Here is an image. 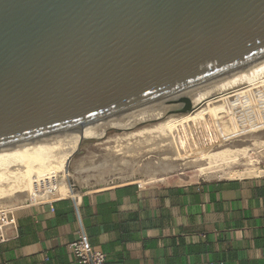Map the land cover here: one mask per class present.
Instances as JSON below:
<instances>
[{"label":"water","instance_id":"obj_1","mask_svg":"<svg viewBox=\"0 0 264 264\" xmlns=\"http://www.w3.org/2000/svg\"><path fill=\"white\" fill-rule=\"evenodd\" d=\"M261 65L264 0H0V152Z\"/></svg>","mask_w":264,"mask_h":264},{"label":"crops","instance_id":"obj_2","mask_svg":"<svg viewBox=\"0 0 264 264\" xmlns=\"http://www.w3.org/2000/svg\"><path fill=\"white\" fill-rule=\"evenodd\" d=\"M166 176L17 206L0 264H81L69 244L82 229L105 264H264V175Z\"/></svg>","mask_w":264,"mask_h":264},{"label":"bare ground","instance_id":"obj_3","mask_svg":"<svg viewBox=\"0 0 264 264\" xmlns=\"http://www.w3.org/2000/svg\"><path fill=\"white\" fill-rule=\"evenodd\" d=\"M262 95H264V65L201 90L197 93L100 124L86 131L1 151L0 196L5 197L6 195L9 196L15 192L20 193L22 191L29 190V194L32 196L26 199V201L28 202L33 200L35 195L34 191L31 190L33 187L32 185H34L33 183L37 180L39 181V179L40 181H43L45 178L49 179L60 171H66L65 168L68 160L80 148L81 141L86 137L101 139V137H104L112 128L119 130L120 128L129 127L128 129L131 130L126 132L127 134L125 135L135 138L136 141L142 143L144 141L157 138L169 140V135H171L174 131L184 132L186 134L187 131L193 129L197 132L201 131L200 129L202 127L206 128L207 125H210L213 122L220 124L233 123L237 119L238 114H241L237 113V111L244 110L246 107L256 103ZM263 106L264 105H262V107ZM225 115L228 116L220 120V118ZM252 115L253 120L256 121L253 125L259 129L262 128L263 122L259 123L258 121L262 119L264 120L263 110L254 111ZM149 121L155 122L135 129L138 125ZM184 129L186 130L183 131ZM243 149L242 150L246 152V148ZM228 151L232 152L233 150L225 149L213 152L208 155V159L212 160L215 156H218V154L219 156L222 152H226L227 154ZM172 152L178 151L174 150ZM224 153H222V156H224ZM174 155H178V157L175 156V160L184 157V154L180 153H176ZM179 155H181V157ZM134 163L135 162L130 160H125L124 165L126 168H123L124 170L109 174L95 175L96 182L93 185L88 184L90 179L88 176L77 185L75 191L73 188H70V194L72 195V191L74 192V195L81 194V192L87 193L90 191H96L101 189L100 186L102 185L117 183L121 180H144L151 177L163 179L168 172H172L176 167V165H174V160L166 157L157 164V167L155 168L156 170H149L148 174H146L144 172L135 171L133 169ZM209 167L210 162L209 164L201 163L200 171L203 173ZM127 170L131 171L130 175L129 173L124 174ZM255 171L257 170L252 168H248L243 171L222 170L215 175L219 177H236L239 175H249ZM258 171L259 173H264V169ZM1 202L4 203L2 199Z\"/></svg>","mask_w":264,"mask_h":264},{"label":"rangeland","instance_id":"obj_4","mask_svg":"<svg viewBox=\"0 0 264 264\" xmlns=\"http://www.w3.org/2000/svg\"><path fill=\"white\" fill-rule=\"evenodd\" d=\"M262 105H264V95H262L256 103L246 107L244 110L237 111V113L241 114H238L239 118L237 117L233 123L220 124L213 122L207 125L206 128L202 127L200 129L201 131L197 132L193 129L187 131L186 134L184 132L174 131L169 135V140L157 138L142 143L136 141L135 138L125 135L127 134L126 132L131 130L128 129L129 127L120 128L119 130L112 128L104 137H101V139L86 137L87 139H85L80 146V152L71 157L68 165V172L60 171L55 176L49 179L45 178L43 181L52 180L54 183L55 177H58L60 173L61 181L58 183V189H62V194L67 195V193L70 194V188H73L75 191L77 185L88 176L90 177L88 184L93 185L96 182L95 175L109 174L124 170L123 168H126L124 165L125 160L135 162L133 166L135 171L148 174L149 170H156L157 164L166 157L173 159L175 162L174 165H176L172 172L166 174L167 176L183 177L194 180H214L233 178V176H216L215 174L219 171H243L248 168L256 169L257 171L249 175H239L236 177L264 175V173H259L258 171L264 169V120L258 121L259 123L263 122L262 128L259 129L253 125L256 121L253 120L252 115L253 112L257 110H263L264 112V106L262 107ZM228 115L221 117L220 120ZM154 122L149 121L144 124L142 123L135 127V129ZM185 130L186 129L183 131ZM243 148H246V152L243 151ZM225 149L233 151H228L227 154L226 152H222L226 157L222 156L221 153L220 156L219 154L215 156L217 158L214 157L212 160L208 159L209 154ZM174 150L178 152H172ZM176 153L184 154V157L175 160V156L178 157V155H174ZM179 156L181 157V155ZM209 162L210 167L202 173L200 171L201 163L209 164ZM125 173H129L130 175L131 171L127 170L124 174ZM209 174L212 175L210 176ZM156 179L158 178L151 177L144 180H121L120 182L105 184L100 187L105 188L130 181L151 183L157 182ZM31 190L33 189L31 188ZM31 196L29 190H25L20 193H12L9 196L6 195L5 197L0 196V198L4 203L17 207L32 202L34 199L28 202L26 201V199ZM35 196L38 195L35 193Z\"/></svg>","mask_w":264,"mask_h":264},{"label":"built area","instance_id":"obj_5","mask_svg":"<svg viewBox=\"0 0 264 264\" xmlns=\"http://www.w3.org/2000/svg\"><path fill=\"white\" fill-rule=\"evenodd\" d=\"M59 181H61L60 173L58 177H55L54 183L52 180L35 181L32 189L38 196L34 195V200L28 204L53 203L60 197L66 196L58 189ZM136 183L139 187L147 184L145 182ZM70 195L67 194V196ZM18 209L14 205L2 203L0 198V245L20 237L19 220L16 214ZM69 248L81 264H105L106 262V253L91 244L83 229L80 231L78 238L69 244ZM46 258L48 259L47 256Z\"/></svg>","mask_w":264,"mask_h":264}]
</instances>
